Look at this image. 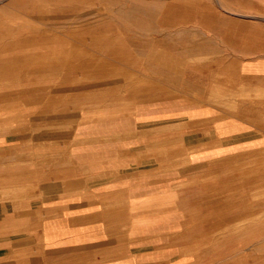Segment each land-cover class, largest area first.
<instances>
[{
    "label": "crops",
    "instance_id": "0c3cea01",
    "mask_svg": "<svg viewBox=\"0 0 264 264\" xmlns=\"http://www.w3.org/2000/svg\"><path fill=\"white\" fill-rule=\"evenodd\" d=\"M113 1L100 95L0 136V264H235L264 241V0Z\"/></svg>",
    "mask_w": 264,
    "mask_h": 264
},
{
    "label": "rangeland",
    "instance_id": "374dc122",
    "mask_svg": "<svg viewBox=\"0 0 264 264\" xmlns=\"http://www.w3.org/2000/svg\"><path fill=\"white\" fill-rule=\"evenodd\" d=\"M0 1V136L26 143L35 118L46 125L75 116L109 84L111 48L125 41L115 31L129 17L113 0ZM252 198L264 206V186ZM224 244L235 264H264V241Z\"/></svg>",
    "mask_w": 264,
    "mask_h": 264
},
{
    "label": "bare ground",
    "instance_id": "6f19581e",
    "mask_svg": "<svg viewBox=\"0 0 264 264\" xmlns=\"http://www.w3.org/2000/svg\"><path fill=\"white\" fill-rule=\"evenodd\" d=\"M0 3L2 4V1H0ZM8 60V59H7ZM6 60V61H7ZM9 62V61H8ZM7 62V63H8ZM2 63H4V61H2ZM0 64H1V62H0ZM2 68V67H1ZM7 68V67H6ZM11 69H13V68H11ZM1 70V69H0ZM3 70V69H2ZM9 70V69H8ZM11 72L13 71V70H10ZM1 72V71H0ZM6 72H7V70L5 71V74H6ZM21 72V71H20ZM4 74V73H3ZM1 75V74H0ZM36 88V87H35ZM9 94V93H8ZM5 96H6V94H5ZM3 97V96H2ZM21 104V103H20ZM41 109V108H40ZM45 110V109H44ZM42 111V110H41ZM47 111V110H46ZM41 113H43V112H41ZM50 124V123H49ZM23 127V126H22ZM21 128V127H20ZM19 128V129H20ZM23 129H24V127H23ZM26 129V128H25ZM14 130H16L15 128H14ZM18 130V129H17ZM20 131V130H19ZM9 135V134H8ZM11 135V134H10ZM31 136V135H30ZM32 147V146H31Z\"/></svg>",
    "mask_w": 264,
    "mask_h": 264
}]
</instances>
